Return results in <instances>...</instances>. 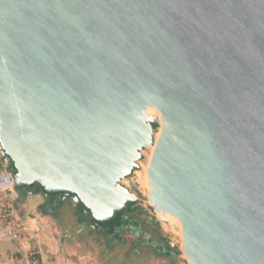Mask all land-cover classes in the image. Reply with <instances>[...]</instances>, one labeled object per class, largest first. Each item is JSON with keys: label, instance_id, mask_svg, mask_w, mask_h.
<instances>
[{"label": "water", "instance_id": "95a60500", "mask_svg": "<svg viewBox=\"0 0 264 264\" xmlns=\"http://www.w3.org/2000/svg\"><path fill=\"white\" fill-rule=\"evenodd\" d=\"M153 147L149 202L189 263L264 264V0H0L17 192L108 222L138 202L122 181Z\"/></svg>", "mask_w": 264, "mask_h": 264}, {"label": "crops", "instance_id": "0c3cea01", "mask_svg": "<svg viewBox=\"0 0 264 264\" xmlns=\"http://www.w3.org/2000/svg\"><path fill=\"white\" fill-rule=\"evenodd\" d=\"M35 212L37 218L30 217L28 222L46 264H186L182 255L175 260L167 250L172 241L160 223L153 226L151 220H147L150 224L137 222V229L125 230L123 243L110 248L94 230L79 223L78 218L74 221L71 216L68 227L72 231H68L63 226L60 229L51 216ZM2 251L0 264H20L11 243H5Z\"/></svg>", "mask_w": 264, "mask_h": 264}, {"label": "built area", "instance_id": "2783aa9c", "mask_svg": "<svg viewBox=\"0 0 264 264\" xmlns=\"http://www.w3.org/2000/svg\"><path fill=\"white\" fill-rule=\"evenodd\" d=\"M13 174L9 171L8 164L0 158V257L4 244L11 243L20 264H46L28 222L30 212L23 213L25 205L19 202ZM171 241L177 245L172 238Z\"/></svg>", "mask_w": 264, "mask_h": 264}, {"label": "trees", "instance_id": "16d2710c", "mask_svg": "<svg viewBox=\"0 0 264 264\" xmlns=\"http://www.w3.org/2000/svg\"><path fill=\"white\" fill-rule=\"evenodd\" d=\"M23 187L24 189H28L35 194L39 192L46 193L43 187L38 183L33 186ZM47 194L51 196L50 193ZM20 197L22 200L25 199V195H21ZM56 201V198L48 200L45 206L41 208V214L51 216L55 220H58L59 216L57 213L58 211ZM79 207L81 208L82 205H79ZM83 210L84 208L82 207V211L78 216L79 221L83 222L90 219V222H92V224L94 225L93 230L95 231V233L100 234L106 241L107 246L110 248L116 243H123V234L125 230L137 229V222H142L143 224H150L147 222V220H151L152 222H154L151 224L153 226H158L159 223V221L155 217L147 215V211L142 206H140L138 202L130 203L127 208L121 211L114 220L104 223L97 222L91 217L84 216ZM144 215H147V218L140 219ZM167 250L172 254L175 260H178L182 255L180 247L178 245H174L170 241Z\"/></svg>", "mask_w": 264, "mask_h": 264}, {"label": "rangeland", "instance_id": "374dc122", "mask_svg": "<svg viewBox=\"0 0 264 264\" xmlns=\"http://www.w3.org/2000/svg\"><path fill=\"white\" fill-rule=\"evenodd\" d=\"M158 127H160V124H161V120L160 118L158 119ZM160 136V132L158 134L155 135L156 139H158V137ZM153 148H148L146 149L144 152H143V157L144 159L142 161H140V165L141 167H139L136 171V173H133V175L128 178V179H125L122 181V184L124 186H126L127 188H129L131 191H134V190H137L139 191V196H138V204L140 206H142L147 212L148 214L151 216V217H155L160 225L162 226V228L164 229L165 233L170 237L172 238L174 241H176L177 245L180 247V249H182V234H181V230H180V227L173 224L172 222L170 224H165V223H162L160 221V217L159 215L155 212L154 208L151 206L150 202H149V188L147 186V182H146V179H148V167L150 165V159H151V156H152V153H153ZM145 167V168H144ZM138 173H143V176H144V183H139L138 182ZM41 202V199L38 198V197H34V198H31L30 200H24V205H25V208L23 210V213H25L26 209L28 207H33L35 205H38L39 203ZM71 207L68 208L66 214L67 216L65 215L62 220V223L59 224V228H63V227H66L68 229V231H72V229H69V225L72 223V219H71V215L69 212H71ZM30 212V216L29 217H33V218H37V214L35 212V210L33 209L32 211L30 210H27ZM53 225V223H52ZM63 226V227H62ZM56 227V225H54V228ZM182 257H184L185 261H186V264H191L189 263V261L187 260V257L185 256V254L182 252Z\"/></svg>", "mask_w": 264, "mask_h": 264}, {"label": "flooded vegetation", "instance_id": "af4514ba", "mask_svg": "<svg viewBox=\"0 0 264 264\" xmlns=\"http://www.w3.org/2000/svg\"><path fill=\"white\" fill-rule=\"evenodd\" d=\"M3 161H5L7 163V161L5 160V158L3 159ZM8 169H9V171L12 174L15 173V169H14V167H13L12 164H10V165L8 164ZM24 186H27V185H24ZM17 194H18V198H19V202L20 203H24V200H22L21 197H20L21 195H25V198L27 197V200H30L31 198H34V197L40 198L41 199V202L38 205H35L33 207H28L26 209V211L27 210L32 211L34 209V210L39 211L40 213H41V208L45 206V204H46V202L48 200H51V199L56 198L57 199V201H56L57 211H58L57 213H58V216H59V219L56 220V221L58 222V224L62 223V220L64 219L63 217L65 215L67 216L66 212H67V210H68L69 207L72 206V208H73L71 210V212H69V213L72 216V219H74V221H75L76 218H78L79 214L82 211V207L81 208L79 206L75 207L74 204H71L72 195L66 196V194H64V193H50L51 196H49V194H47L45 192H39V193H36L35 194V193H33L32 191H30L28 189H24L23 186L20 187V191L17 192ZM44 194H47V198L46 199L43 198V195ZM29 195H31V196H29ZM83 212H84V216H87L86 215L87 211L86 210H83ZM87 221L88 222L83 221V223H85V226H86L87 229H91L93 231V226L94 225L92 224V222H90V219L87 220ZM79 223H80V221H79ZM98 235H100V234H98ZM102 240L105 241L103 237H102ZM105 244H106V242H105Z\"/></svg>", "mask_w": 264, "mask_h": 264}, {"label": "bare ground", "instance_id": "6f19581e", "mask_svg": "<svg viewBox=\"0 0 264 264\" xmlns=\"http://www.w3.org/2000/svg\"><path fill=\"white\" fill-rule=\"evenodd\" d=\"M149 114H150V115H154V116H156L158 119L160 118V120H161V114H160L157 110L151 109V110H149ZM144 168H145V167H144ZM147 181H148V179H146V182H147ZM138 182L141 183V184L144 183V176H143V173H138ZM172 223L180 227V223H179V222L173 220Z\"/></svg>", "mask_w": 264, "mask_h": 264}]
</instances>
